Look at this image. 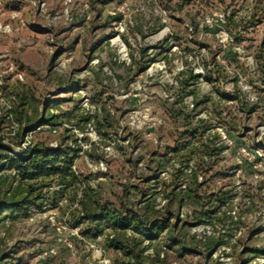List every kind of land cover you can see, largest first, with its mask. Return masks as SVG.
Masks as SVG:
<instances>
[{"label":"rangeland","instance_id":"1","mask_svg":"<svg viewBox=\"0 0 264 264\" xmlns=\"http://www.w3.org/2000/svg\"><path fill=\"white\" fill-rule=\"evenodd\" d=\"M0 139V165L38 142L72 158L0 210L5 263L264 264V0H0ZM86 189L169 226L86 237Z\"/></svg>","mask_w":264,"mask_h":264},{"label":"trees","instance_id":"2","mask_svg":"<svg viewBox=\"0 0 264 264\" xmlns=\"http://www.w3.org/2000/svg\"><path fill=\"white\" fill-rule=\"evenodd\" d=\"M231 19L232 16L229 15L228 21ZM249 22L250 21H247V23ZM243 26L247 29L249 25L247 24ZM237 28L239 31L242 29L241 26ZM69 150L70 147L68 145L64 146L63 142H61L57 148H51L45 142H38L28 155L18 154L8 156V162L6 164H1L0 166L15 169L17 172L15 177L19 180V185L13 196L0 203V210L5 207H10L12 210L18 211L22 210L25 205L35 204L37 199L41 198L40 194L36 195L35 193L40 187L38 183L45 182V179L50 176L56 178L58 182L67 183L69 176L67 169L72 162V158L69 156ZM74 179H76V177ZM34 194L36 197L32 199ZM84 198L85 199L82 200V203L85 214L82 217L74 215L73 223L78 226H80L82 222L89 223L87 228L82 232L86 237L96 236V234L101 231L102 222L106 219L113 221L116 226L121 227L122 229L132 228L151 238L157 237L169 226L168 221L149 223L142 214L130 208L106 209L102 207L99 210H96V208L91 207V202H89V200H91L89 199L91 198V195L87 189ZM93 222H96V224L94 225ZM171 239L176 238L172 235ZM142 251L135 255L133 263L131 261H121L117 259L114 264H144V261L142 260ZM133 253L134 251L128 252V254ZM11 256L12 255L9 253H0V264H9L5 263L4 260Z\"/></svg>","mask_w":264,"mask_h":264}]
</instances>
